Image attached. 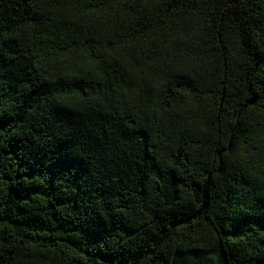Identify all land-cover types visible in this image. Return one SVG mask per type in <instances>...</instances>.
<instances>
[{"label": "trees", "instance_id": "16d2710c", "mask_svg": "<svg viewBox=\"0 0 264 264\" xmlns=\"http://www.w3.org/2000/svg\"><path fill=\"white\" fill-rule=\"evenodd\" d=\"M0 264H264V0H0Z\"/></svg>", "mask_w": 264, "mask_h": 264}]
</instances>
